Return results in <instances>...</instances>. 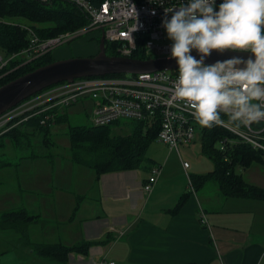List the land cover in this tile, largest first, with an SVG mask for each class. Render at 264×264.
Wrapping results in <instances>:
<instances>
[{"label":"crops","instance_id":"crops-1","mask_svg":"<svg viewBox=\"0 0 264 264\" xmlns=\"http://www.w3.org/2000/svg\"><path fill=\"white\" fill-rule=\"evenodd\" d=\"M94 45L90 55L98 51ZM52 56L57 57L54 52ZM20 124L13 136L4 137L17 141ZM154 158L146 173L138 172L133 183L123 185L121 194L119 188L127 174L107 179V187L94 184L87 190H79L76 181L65 183L57 178L50 183L45 176L44 181H32V175L25 174L31 179L25 186L35 189L31 192L36 197L68 195L58 199L65 200L63 214L58 206L59 214L42 224L39 208L34 211L24 203L17 207L34 212L35 217L23 230L0 228L6 231L0 238V264H98L100 260L114 264H264V199L224 196L215 180L189 188L190 165L184 170L180 160L170 163L161 156ZM0 160V168L11 164L6 158ZM153 165L160 172L150 192L144 193L141 184ZM106 173L97 176L95 183ZM7 211L0 210V220ZM46 227L50 234H43ZM81 241L91 242L86 253L69 251L62 260L36 251L40 244L70 246Z\"/></svg>","mask_w":264,"mask_h":264},{"label":"built area","instance_id":"built-area-1","mask_svg":"<svg viewBox=\"0 0 264 264\" xmlns=\"http://www.w3.org/2000/svg\"><path fill=\"white\" fill-rule=\"evenodd\" d=\"M66 1L85 14L87 23L74 32L59 33L41 39L30 28L22 25L28 32V41L24 47L7 55L0 52L1 76L51 51L58 44L71 41L74 36L91 30L98 31L95 36L98 39L102 35L104 42L114 44L116 56L131 57L134 51L140 50L144 56L142 60L171 57L173 41L167 39L166 29L162 26L165 8L179 7L186 3V0H101L98 4L93 0ZM222 2L223 0H216V11ZM167 16L170 19L171 13ZM10 62L14 65L3 70ZM177 77L178 67L59 81L32 93L1 112L0 134L34 118H37L38 125L50 126L56 116L63 114L62 109L88 98L92 102L88 116L90 124L107 125L117 121H136L142 129L155 130L154 139L178 154V146L191 143L195 134L200 136L203 127L195 121L192 110L175 99L174 84ZM222 119L225 123L218 127L223 128L227 135L221 136V139L215 142V147L224 149L226 144L242 142L257 151L264 164V121L248 127H237L223 114ZM180 162L186 170L187 162ZM159 172L157 165L149 168V174L141 184L144 193L150 192ZM187 185L192 187L189 176ZM98 264L114 263L100 260Z\"/></svg>","mask_w":264,"mask_h":264},{"label":"trees","instance_id":"trees-1","mask_svg":"<svg viewBox=\"0 0 264 264\" xmlns=\"http://www.w3.org/2000/svg\"><path fill=\"white\" fill-rule=\"evenodd\" d=\"M101 0H93L98 4ZM22 18L25 22L10 23L5 18ZM87 23V17L74 4L66 0H0V52L7 55L24 47L28 41V32L22 25L30 28L38 38H48L62 32H72ZM98 41V38H95ZM104 51L108 56L116 55L114 44L104 42ZM51 51L39 55L30 61L9 70L0 77V85L16 78L34 68L52 61ZM131 57L143 59L140 50L134 51ZM14 65L10 62L3 70ZM2 70V71H3ZM66 120L65 115H58L53 123ZM33 123L47 141L50 126H40L37 118L27 121ZM122 124L127 128L125 132L116 133L112 126ZM16 126L0 135V147L3 145L1 137L13 136ZM66 135L69 141V156L71 162L93 169L96 176L113 171L132 170L140 166L143 150L148 141L154 139L155 130L142 129L136 121H117L107 125H68ZM227 135L223 128L215 126L204 128L200 134V151L212 163V168L206 174H191V185L196 187L206 180H215L224 196H240L264 199V189L248 184L242 180L236 167H246L250 160L262 158L257 151L252 150L242 142L226 144L224 149H217L215 142L221 136ZM84 154H86L84 156ZM1 166V165H0ZM0 228L22 229L35 217L24 208H17L1 214ZM91 242L81 241L70 246L59 243H46L37 246L39 255L49 256L56 260L65 258L69 251L85 254Z\"/></svg>","mask_w":264,"mask_h":264},{"label":"clouds","instance_id":"clouds-1","mask_svg":"<svg viewBox=\"0 0 264 264\" xmlns=\"http://www.w3.org/2000/svg\"><path fill=\"white\" fill-rule=\"evenodd\" d=\"M215 6L216 0H186L165 8L162 26L178 64L174 97L204 128L223 126L222 114L237 127L258 124L264 121V0H223L218 11ZM213 50L252 57L205 64Z\"/></svg>","mask_w":264,"mask_h":264},{"label":"rangeland","instance_id":"rangeland-1","mask_svg":"<svg viewBox=\"0 0 264 264\" xmlns=\"http://www.w3.org/2000/svg\"><path fill=\"white\" fill-rule=\"evenodd\" d=\"M5 20L10 23L25 22L22 18L16 17L5 18ZM97 32V30L87 31L76 37L74 36L75 38L73 37L71 41L68 40L65 43L58 44L51 50L52 61L56 60V58L90 55L95 50L94 43L98 44L95 39ZM165 36L167 37L166 31ZM167 39L170 40L168 37ZM53 52L57 56L56 58L52 56ZM91 107V100L84 98L62 109L61 112L66 115V120L56 124L53 123L50 126L46 142L42 139L43 134L41 131L35 133V125L33 123L20 124L17 141L3 136V140L1 139L3 146L0 149V158L10 160L11 164L0 168V210L16 209L24 203L25 207L34 209V211L39 208L40 217L43 219L42 224L53 220L55 215L59 214V209L61 215L63 214L62 209L65 200L61 202L58 199L66 198L68 195L64 193L61 196L52 194L50 199L42 195L36 197L31 192L35 191V189H28L25 186V183L31 180L30 178L26 179L25 174H31L33 177L32 181H44L45 177H48L50 183H55L57 178H60L61 182L64 180L65 183L76 181L80 188L79 190H87L94 184H101L107 187V179H113L120 174V176L127 174V179L121 182V187L119 188L118 193L121 194L123 185L125 183H133L138 172L146 173L145 170L152 164L151 161L149 163V160H154V156H161L164 158L163 160L166 161L167 159L170 163L178 162L179 160L185 161L190 165V169L187 172L192 174H206L212 168L211 161L200 151V137L198 134H195L191 143L179 146L178 154L174 150L168 153L165 145L155 139H151L144 147L142 160L137 169L127 172L106 173L102 175V182L98 180L99 183H95L97 176L94 170L73 164L68 160L69 141L66 135L68 125L90 124L88 116L90 115ZM120 127H123L122 124L114 125L112 129L116 133H123L124 131L119 130ZM1 162L0 160V165ZM173 167L174 169L178 168L175 165ZM195 170L196 172H194ZM235 170L240 173L242 180L246 183L264 189V164L262 161L252 159L246 167L239 168L237 166ZM104 180L106 182L103 184ZM54 198L55 200H53ZM27 211L31 215H35L34 212ZM1 231L0 238L6 233V231ZM43 234H50L49 227L44 229ZM0 247H2L1 242Z\"/></svg>","mask_w":264,"mask_h":264},{"label":"water","instance_id":"water-1","mask_svg":"<svg viewBox=\"0 0 264 264\" xmlns=\"http://www.w3.org/2000/svg\"><path fill=\"white\" fill-rule=\"evenodd\" d=\"M97 47L98 51L94 55L56 59L0 85V113L32 93L59 81H69L72 78L84 76L138 73L178 67L177 61L171 57L142 60L116 55L108 56L104 51L102 35L98 39ZM191 54L199 59L196 50H193ZM234 56L247 59L252 57V53L231 50L220 53L213 50L212 54L205 59V62L213 64L218 60L223 61ZM240 66L243 67V65Z\"/></svg>","mask_w":264,"mask_h":264}]
</instances>
